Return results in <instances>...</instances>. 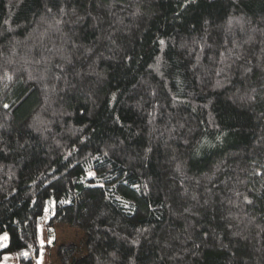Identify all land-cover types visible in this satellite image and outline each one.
Here are the masks:
<instances>
[{
  "label": "trees",
  "instance_id": "1",
  "mask_svg": "<svg viewBox=\"0 0 264 264\" xmlns=\"http://www.w3.org/2000/svg\"><path fill=\"white\" fill-rule=\"evenodd\" d=\"M3 233L0 263L264 264V0H0Z\"/></svg>",
  "mask_w": 264,
  "mask_h": 264
},
{
  "label": "rangeland",
  "instance_id": "2",
  "mask_svg": "<svg viewBox=\"0 0 264 264\" xmlns=\"http://www.w3.org/2000/svg\"><path fill=\"white\" fill-rule=\"evenodd\" d=\"M52 213V202L46 204L42 221L50 224L55 230L56 239L59 243H75L79 246L80 253L84 252V232L81 223L82 220L76 218L75 214L60 212L54 218L50 217ZM71 221V223L66 222ZM7 234L0 235V241L2 245L6 243ZM0 264H17L11 255H4ZM38 264H59L55 257L54 249L49 251L46 255H41L38 259Z\"/></svg>",
  "mask_w": 264,
  "mask_h": 264
},
{
  "label": "snow or ice",
  "instance_id": "3",
  "mask_svg": "<svg viewBox=\"0 0 264 264\" xmlns=\"http://www.w3.org/2000/svg\"><path fill=\"white\" fill-rule=\"evenodd\" d=\"M5 107H7V105H5Z\"/></svg>",
  "mask_w": 264,
  "mask_h": 264
}]
</instances>
